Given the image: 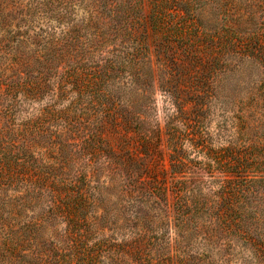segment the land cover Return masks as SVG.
<instances>
[{"label": "trees", "instance_id": "trees-1", "mask_svg": "<svg viewBox=\"0 0 264 264\" xmlns=\"http://www.w3.org/2000/svg\"><path fill=\"white\" fill-rule=\"evenodd\" d=\"M0 264H264V0H0Z\"/></svg>", "mask_w": 264, "mask_h": 264}]
</instances>
